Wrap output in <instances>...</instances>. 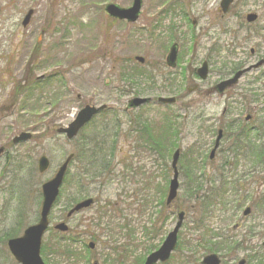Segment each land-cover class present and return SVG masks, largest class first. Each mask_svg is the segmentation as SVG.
Wrapping results in <instances>:
<instances>
[{
  "label": "rangeland",
  "instance_id": "rangeland-1",
  "mask_svg": "<svg viewBox=\"0 0 264 264\" xmlns=\"http://www.w3.org/2000/svg\"><path fill=\"white\" fill-rule=\"evenodd\" d=\"M134 2L0 0V147H7V155L0 159V264H16L8 240L38 220L41 186L55 176L69 155L78 152L82 138L105 126L113 128L112 133L119 134L115 162L130 158L136 162V143L127 138L130 122L143 116L159 119L165 112L179 117V146L185 158L179 164V196L158 247L174 229L180 211L186 218L179 237L196 244L203 234L194 224L198 209L187 193L192 182L200 179V195L222 185L229 191L225 198L232 201L230 206H242L236 211H216L206 223L211 235L243 243L237 257L223 256L222 264H238L241 259L246 264H264V159L259 157L260 152L264 154V139L253 138V150L251 146L239 150L236 138L241 125L260 127L264 122V66L247 74L223 96L214 89L231 77L233 65L249 67L264 60V0H235L225 15L218 12L221 0H142L140 18L133 24L114 20L106 13L110 4L128 9ZM32 9L34 15L24 28L22 22ZM249 13L259 15L256 24L245 20ZM175 43L180 48L179 62L171 69L166 57ZM137 57L145 63L140 65ZM205 62L209 75L201 80L195 71ZM131 69L146 72L153 79H142L137 88L123 75ZM195 86L198 88L189 92ZM138 97L153 101L127 112L128 103ZM159 97H174L177 102L163 106L156 100ZM86 105H104L107 110L95 117L76 142L68 141L58 130L70 124ZM247 116L252 117L250 122L245 120ZM219 130L224 131V140L210 160ZM21 133H30L32 139L13 145V138ZM247 143L250 145L249 140ZM42 156L51 162L44 174L37 168ZM139 164L149 170L152 182H164L160 161L155 163L151 157ZM167 165L171 168V158ZM76 167L72 163L68 174L74 175ZM171 178L172 172L169 182ZM124 186L123 181L94 183L90 197L95 205L66 220L76 204L70 202L76 190L65 182L44 243L48 247L57 241L59 234L53 229L65 222L70 229L68 236L79 242L64 241L63 245H73L84 258L74 262L42 255L45 264H118L113 261V246L124 243L128 232L135 235L136 231V239L141 237V224L159 210L154 194L153 205L144 216L141 194L135 193L137 187ZM108 201L116 203L124 215L115 218L110 210L98 222V209ZM248 208L250 214L244 216ZM109 221L114 227H125L123 235L118 227L115 234L110 232ZM91 242L96 248L89 253L87 245ZM187 254L176 252L172 263ZM106 255H110L107 263ZM203 257L200 255V261Z\"/></svg>",
  "mask_w": 264,
  "mask_h": 264
},
{
  "label": "trees",
  "instance_id": "trees-1",
  "mask_svg": "<svg viewBox=\"0 0 264 264\" xmlns=\"http://www.w3.org/2000/svg\"><path fill=\"white\" fill-rule=\"evenodd\" d=\"M175 26H173V29ZM175 31V30H174ZM241 64H235L230 68V72H236L242 69ZM125 80L129 81L131 85L140 88L142 79H153L148 77L146 72H142L137 69H131L124 72ZM258 101V99H255ZM251 102L249 103V105ZM159 119H149V116L139 117L135 122H130L132 128L127 134V138L134 139L136 143L133 148L136 158L139 156V160L134 162L133 159H125L119 164L115 162L117 142L119 138L118 132L112 133L113 128L107 126L100 131L90 134L87 138H82V142L79 145L78 152L75 154L73 163L77 164L76 173L74 175L68 174L66 178V184H70L76 190L75 195H72L70 202L77 203L81 200L89 198L93 189L91 185L99 183V185L105 182H121L123 181L126 189L128 184L136 186L135 193L140 192L142 209L146 215L147 208L153 205L154 194L157 195L158 209L153 214L149 215V219L141 224V237L136 239L135 235L130 232L124 238V243L121 245L115 244L113 246L114 260L118 264H126L127 260L131 261V264H144L146 257L153 251L157 250V241H161L164 235V228L170 217V210L167 208L165 200L168 192L169 176L171 168L168 167L167 161L172 157V154L179 146V137L182 132L181 124L179 123V117L170 114L169 112L161 113ZM240 131L237 147L252 146L253 138L257 141L264 139V122L260 127L241 125L237 128ZM255 134V135H254ZM249 140L250 145L247 143ZM73 142H76L74 140ZM154 158L155 163L160 161V164L165 170L164 182H152L149 170L145 165L139 163L145 159ZM259 157L262 160V152L259 153ZM185 158L182 155L180 162ZM121 164V166H119ZM75 165V164H73ZM197 167V165H195ZM129 181V182H128ZM70 182V183H67ZM200 179L188 187L187 193L191 201H195L196 208L198 209V218L195 220L196 229L203 231V234L199 236L198 242L183 240L179 237V242L176 252L187 251L190 254L182 255L179 258V262L176 264H200V255L205 256L207 254H218L221 257H236L237 252L241 249L243 243L231 241L227 237H219L218 235H211L212 230L206 226L208 219L216 211H228L230 209L236 211L240 206L232 207L229 201L225 198V191L219 186L213 191H209L207 194L200 195L202 189L199 183ZM142 185V188H141ZM141 189V190H140ZM234 191V190H233ZM190 193V195H189ZM62 196V194H61ZM60 196V198H61ZM71 204V205H72ZM240 205V204H239ZM118 205L113 202L104 203L100 209H98V222H101L108 212H113L116 217L123 216V210H119ZM262 208V207H260ZM125 232L126 228L123 226H115ZM115 227L109 221L107 229L115 234ZM57 241L47 245H43L42 254L47 256L52 254L56 258L64 260H73L79 262L83 259V255L78 252L74 246L63 245L64 241L78 243V238H73L68 235L59 234ZM13 237V236H11ZM10 237V238H11ZM59 238V239H58ZM91 238L97 241L98 238L95 234H92ZM218 238V239H217ZM66 239V240H63ZM63 240V241H62ZM66 242V243H68ZM224 252V254H223ZM110 259V255H106L104 261L107 263ZM175 255L173 254L170 261L166 264H173ZM64 264V263H62Z\"/></svg>",
  "mask_w": 264,
  "mask_h": 264
},
{
  "label": "water",
  "instance_id": "water-1",
  "mask_svg": "<svg viewBox=\"0 0 264 264\" xmlns=\"http://www.w3.org/2000/svg\"><path fill=\"white\" fill-rule=\"evenodd\" d=\"M234 3V0H222L220 4V13L226 14L230 10V7ZM142 9V0H135L133 6L131 8H122L116 4H110L106 7V13L114 19H118L121 21H128L130 23H135L138 21ZM34 14L33 10H30L22 25L24 28H26L31 18ZM246 20L249 24H253L258 20L257 14H248L246 16ZM178 52L179 48L177 44H174L170 52L167 56L166 63L168 67L170 68H176L177 66V59H178ZM136 60L140 64H144L145 60L143 58L137 57ZM264 65V61L259 62L258 64L251 66L243 71L238 72L233 78L228 79L226 81H223L219 83L215 90H217L218 93L223 94L227 89L232 88L235 86L239 79L247 72L251 71L252 69H258L260 66ZM198 76L202 80H206L209 75V67L208 63L205 62L201 68L197 71ZM198 87L195 86L193 89H189V92H193ZM151 98H134L132 99L126 108V111L132 110V109H138L141 106L151 102ZM158 102L163 105H172L176 103V98H164L160 97L158 98ZM106 106L101 107H95L87 105L85 106L77 115L74 121H72L67 127L60 128L58 130V133L63 134L66 136L68 140H72L81 131L82 128H84L96 115H98L101 111L105 110ZM249 120V118H247ZM32 136L29 133H22L18 137L14 139V144H20L23 142H27L31 140ZM222 138V131L219 132V137L216 141V146L214 150L212 151L211 158L215 155V152L217 148L219 147L220 140ZM3 149H0V156L3 153ZM181 151H176L173 155L172 159V169H173V178L170 182L169 186V193L166 200V205L170 207L174 201L176 200L178 196V191L180 188L179 184V171H178V162L180 159ZM74 158V155H70L63 165L59 168L58 172L55 174V176L46 182L42 186V193H43V201L41 206V212H40V219L39 222L33 226H30L27 228L23 234L22 237L14 238L9 240L8 247L12 254V256L15 258V260L19 264H45L42 257H41V246H42V240L46 233V231L49 228L50 225V213L53 209V206L57 202V199L60 195L61 187L64 183V179L68 170V167ZM50 160L42 156L39 159L38 162V170L39 173L44 174L48 171L50 168ZM94 204L93 199L85 200L79 204H77L73 209L70 210L67 217L70 218L74 214L81 212L85 209L90 208ZM250 214V209H247L244 212L245 216H248ZM185 219V213L181 212L178 214V222L173 229L172 232L168 234L166 237L164 243L162 246L157 250L154 251L152 254H150L144 264H159V263H166L170 258L172 253L175 251L177 242H178V234L179 231L182 228L183 222ZM55 230L65 233L68 232L69 228L65 223H60L55 226ZM264 246V243H263ZM89 247L91 249L95 248L94 244H90ZM97 264V263H96ZM202 264H221V260L217 255H209L206 256L202 262ZM240 264H245V261L242 260Z\"/></svg>",
  "mask_w": 264,
  "mask_h": 264
},
{
  "label": "flooded vegetation",
  "instance_id": "flooded-vegetation-1",
  "mask_svg": "<svg viewBox=\"0 0 264 264\" xmlns=\"http://www.w3.org/2000/svg\"><path fill=\"white\" fill-rule=\"evenodd\" d=\"M193 24H194V26H195V25H196V22L194 21ZM175 30H176V29H175ZM178 45H179V44H178ZM246 66H247V65H245V67H243L242 69L238 70V72L241 71V70H243V69H245ZM195 72L197 73V71H195ZM251 72H252V71H251ZM235 73H237V72H235ZM235 73H233L232 75H234ZM249 73H250V72H249ZM249 73L244 74V75L241 77V79L244 78V77H245L247 74H249ZM232 75H231V76H232ZM241 79H240V80H241ZM240 80H239V82H240ZM238 84H239V83H238ZM252 85H253V84H252ZM251 92L253 93V91H251ZM223 95H224V93H223V94H220V96H223ZM253 96H254V98L256 97L255 95H253ZM244 99H245V98H244ZM253 101H254V100H252V101H250V102L252 103ZM250 102H249V103H250ZM224 136H225V135H224ZM224 136H223V138H222V140H221V143H222L223 140H224ZM215 141H216V140H215ZM214 145H215V143H214ZM220 146H221V145H220ZM4 150H5V152H4V155H2V157L5 156V154L7 155V151H6V150H7V147H4Z\"/></svg>",
  "mask_w": 264,
  "mask_h": 264
}]
</instances>
